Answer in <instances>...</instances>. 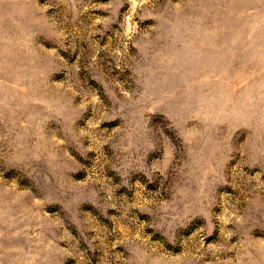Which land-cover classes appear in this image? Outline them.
<instances>
[{"label":"rangeland","instance_id":"1","mask_svg":"<svg viewBox=\"0 0 264 264\" xmlns=\"http://www.w3.org/2000/svg\"><path fill=\"white\" fill-rule=\"evenodd\" d=\"M0 264H264V0H0Z\"/></svg>","mask_w":264,"mask_h":264}]
</instances>
